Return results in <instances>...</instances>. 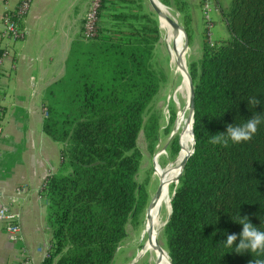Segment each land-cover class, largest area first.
I'll return each instance as SVG.
<instances>
[{"label":"trees","instance_id":"1","mask_svg":"<svg viewBox=\"0 0 264 264\" xmlns=\"http://www.w3.org/2000/svg\"><path fill=\"white\" fill-rule=\"evenodd\" d=\"M177 9L189 37L187 8ZM220 13L227 37L201 40L187 67L196 140L161 229L170 264L264 259L222 242L242 231L240 217L264 231V122L249 141L211 143L229 124L264 115V0H229ZM97 14L94 33L72 41L42 100L41 128L61 149L41 186L49 242L37 264H112L127 222L137 221L147 201L135 178L136 138L141 128L149 142L156 136V120L145 123L143 114L164 78L153 65L157 19L143 0H100ZM253 97L260 104L251 105ZM180 145L174 135L169 154L181 153Z\"/></svg>","mask_w":264,"mask_h":264},{"label":"crops","instance_id":"2","mask_svg":"<svg viewBox=\"0 0 264 264\" xmlns=\"http://www.w3.org/2000/svg\"><path fill=\"white\" fill-rule=\"evenodd\" d=\"M196 1L199 6L200 0ZM88 2L31 0L19 20L22 36L0 33V195L5 199L16 186L23 188V199L13 206L19 211L16 240L7 237L0 219V264H14L22 257L37 264L48 245L41 186L58 166L61 143L41 128L42 100L46 89L62 75L72 41L81 37ZM16 3L0 0V18L4 7L13 8Z\"/></svg>","mask_w":264,"mask_h":264},{"label":"rangeland","instance_id":"3","mask_svg":"<svg viewBox=\"0 0 264 264\" xmlns=\"http://www.w3.org/2000/svg\"><path fill=\"white\" fill-rule=\"evenodd\" d=\"M210 1L211 5L208 11L209 21L206 20L205 12L202 11L203 0L199 1V6L196 0H189L188 6L186 0H183L182 2H180V0H169V5L161 2L162 5L168 7L170 15L180 23L181 26L183 25L181 23L182 11L178 12L177 6L180 5L184 11H186V8L189 9V15L185 20V24L190 29V35L187 37L186 47L184 50H181L180 56V59L185 61L186 71L188 63L194 61L200 55L201 40H206L208 43H211L227 37V31L221 18L220 8H226L229 0ZM180 3H182V5ZM143 5L144 8L149 9L157 19L159 36L154 44L153 65L157 70H161L164 78L163 80H159L158 90L143 114L145 123H150L152 119L156 120V136L149 142L148 138L145 136L144 128H141L136 138V144L140 149L141 158L135 178L144 186L147 193V201L142 211L139 213L137 221L135 223H132L131 221L127 222L125 226L126 234L116 248L112 264L130 263L148 242L152 228V225L150 224V213L154 211L153 205L157 203L160 192L158 197L154 199L152 206L149 209H146V206L155 188L159 185L161 191L162 186V172L156 167V165L162 170L171 168V173L166 182L168 188L167 192L170 195L172 185L175 184V178L178 172V168L175 167L179 164L180 153L178 152L179 154L176 156L170 155L168 145L171 138L176 135L177 141L179 139L181 144L179 146V151L182 153L189 140V130L186 126L187 121L189 120L188 110L185 111L186 114L182 126L180 124V126L175 129L178 114L183 109V101L180 99L176 90L185 78V73L182 68V61L178 57V59H174L175 55H171L168 52V46L175 51L179 50L178 45L174 42H170L167 37L173 35L178 38L183 45V35L178 28L172 27L169 22L165 20L170 27V32L167 35L164 28L161 26L160 16L154 12L148 0H143ZM149 146L151 147V150H149ZM160 204L161 203L158 205ZM160 208L162 209V216H164V208L162 204ZM166 217L167 215L164 216L163 219L165 220ZM154 236L156 246L161 250L153 253L147 250L134 264H163L165 255L162 252H165L166 257L167 253L164 249V237L161 229L156 232Z\"/></svg>","mask_w":264,"mask_h":264},{"label":"built area","instance_id":"4","mask_svg":"<svg viewBox=\"0 0 264 264\" xmlns=\"http://www.w3.org/2000/svg\"><path fill=\"white\" fill-rule=\"evenodd\" d=\"M31 0H17L16 6L13 8L4 7L0 18V33L2 36L17 38L22 36L23 28L19 25V20L25 14ZM100 0H89L87 8L83 14L81 36L84 38L91 36L98 22V8ZM211 1L203 0L202 11L205 12L206 20L209 21L208 11ZM3 54V53H2ZM1 115V106H0ZM23 188L16 186L13 192L7 195L4 199L0 195V219L3 221V230L7 237L11 240H16L19 237L20 226L18 223L19 211L13 206L18 204L23 199ZM46 246L43 256L47 254ZM14 264H32L28 257L18 259Z\"/></svg>","mask_w":264,"mask_h":264},{"label":"clouds","instance_id":"5","mask_svg":"<svg viewBox=\"0 0 264 264\" xmlns=\"http://www.w3.org/2000/svg\"><path fill=\"white\" fill-rule=\"evenodd\" d=\"M249 103L253 106L260 104V100L253 97ZM264 122V115L256 113L251 116L244 124L233 126L229 124L225 132H219L212 135L211 143L227 145L229 140L233 143L249 141L258 130V125ZM192 144H195L194 126L189 130ZM242 231L239 234H226V240L222 241L225 247H232L235 244V252L238 254L244 252L255 253L257 257L264 255V231L259 230L249 222L247 216L240 217ZM239 241L236 243V241ZM249 264H264V259H254Z\"/></svg>","mask_w":264,"mask_h":264},{"label":"bare ground","instance_id":"6","mask_svg":"<svg viewBox=\"0 0 264 264\" xmlns=\"http://www.w3.org/2000/svg\"><path fill=\"white\" fill-rule=\"evenodd\" d=\"M154 1L157 4V6L159 7V9L163 13H165L167 15H170V13H169L170 10H168V7H166V6L162 5L161 3H159L158 0H154ZM159 16H160L161 26L164 28L165 33L168 35L169 32H170V27H169L168 23L165 21L166 20L165 17L163 15H159ZM167 37H168L170 42H174L175 44H177L178 45V49H179V50H175L174 51L168 46V52L171 55H175L174 59H178V58L180 59L181 50H182V46H183L181 41L178 38H176L175 36H173V35H169ZM167 40H166V42L168 43ZM181 61H182V68H183V71L185 73V78L183 79L182 83H180V85L177 87L176 91H177V94H179L180 99H182V101H183V109L178 114L175 129L178 128L180 126V124L182 126V124L184 122L185 114H186L185 111L187 110V99H188V81H187L185 61L183 59ZM186 126H187V129L190 130L189 120L187 121V125ZM188 133H189V140L187 142V145L185 146V150L182 153H180L179 159H181L182 156L190 149V146H191L190 132L188 131ZM156 167L162 172V186H161V191H160V195H159V198L157 200V203L154 204L155 206L153 205L154 211L150 213V224L152 225L151 232H150V237H149L148 242L140 250L139 254L135 257V259H133L128 264H134L136 261L139 260V258L147 250H149L151 253L161 250L160 248H158L156 246V240H155V236L154 235H155L156 232H158L160 229H162L163 222H164L163 218H164V216L167 215V213L169 211V194L167 192L168 188H167L166 182L168 181V177H169V175L171 173V168L166 169V170H162L158 165H156ZM175 168L179 169L178 165ZM159 203H161L163 208H164V210H163L164 211V216H162V212H161L162 209L160 208L161 204L158 205ZM162 253L165 255V259L163 261V264H167L168 259L166 257V254H165L164 251Z\"/></svg>","mask_w":264,"mask_h":264},{"label":"water","instance_id":"7","mask_svg":"<svg viewBox=\"0 0 264 264\" xmlns=\"http://www.w3.org/2000/svg\"><path fill=\"white\" fill-rule=\"evenodd\" d=\"M148 2L156 14L163 15L165 17V19L167 20V22H169V24L172 27L178 28L181 31V33L183 35V49L182 50H184V48L186 47V44H187V36H186V33L184 32L181 24L178 23L171 15H167V14L163 13L159 9V7L157 6V4L155 3L154 0H148ZM158 2L161 3L159 0H158ZM186 74H187V81H188L187 110H188L189 125H190V129H191V122H192V116H193V87H192V83H191V80H190V77H189L187 71H186ZM192 147H193V144L191 142L190 149L182 156V158L179 161V164H178L179 169H178V172L176 174L175 183L177 182V177L180 174L182 165L184 164L189 153L192 151ZM159 192H160V186L158 185L155 188L154 192L152 193V196H151V198H150V200L146 206V209H149L152 206L153 201H154V199H156L158 197ZM172 193H173V191L171 192V194ZM169 199H170V197H169ZM169 210H170V207H169ZM168 214H169V211H168ZM168 214H167V217H168ZM167 217H166V219H167ZM166 219L164 220V222L166 221ZM168 264H170L169 259H168Z\"/></svg>","mask_w":264,"mask_h":264}]
</instances>
